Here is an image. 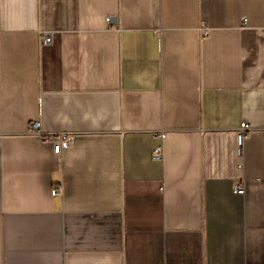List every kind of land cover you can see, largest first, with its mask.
Wrapping results in <instances>:
<instances>
[{"label": "crops", "instance_id": "0c3cea01", "mask_svg": "<svg viewBox=\"0 0 264 264\" xmlns=\"http://www.w3.org/2000/svg\"><path fill=\"white\" fill-rule=\"evenodd\" d=\"M0 264H264V0H0Z\"/></svg>", "mask_w": 264, "mask_h": 264}, {"label": "built area", "instance_id": "2783aa9c", "mask_svg": "<svg viewBox=\"0 0 264 264\" xmlns=\"http://www.w3.org/2000/svg\"><path fill=\"white\" fill-rule=\"evenodd\" d=\"M247 21V18L244 17V22ZM204 34H209V29L206 28L204 29ZM44 42L46 44H51L52 43V35L51 34H47L44 37ZM250 125L248 122H244L240 128V130L237 133V138H238V144H239V152L241 153L242 151V143L244 140V137L247 133V131L249 130ZM32 132L39 134L43 140H47V141H51L53 143L54 146V150L57 154H62L64 152V150L70 148L73 144L74 141V136L72 133H68V132H62L60 134L57 135H44V132L42 131L41 128V122L40 121H35L32 124ZM157 135L161 136L162 138H164L165 136V132H157ZM163 155V148L157 147L154 150L153 156L156 159H160L162 158ZM235 191L238 193H243L244 192V187L241 184H236L235 185ZM53 194H58L59 193V189L58 188H54L53 189Z\"/></svg>", "mask_w": 264, "mask_h": 264}]
</instances>
